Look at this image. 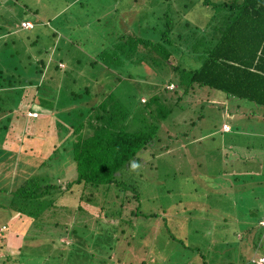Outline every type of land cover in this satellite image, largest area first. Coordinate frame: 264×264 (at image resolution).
Instances as JSON below:
<instances>
[{"label":"rangeland","instance_id":"obj_1","mask_svg":"<svg viewBox=\"0 0 264 264\" xmlns=\"http://www.w3.org/2000/svg\"><path fill=\"white\" fill-rule=\"evenodd\" d=\"M165 6L176 18L172 35L185 55L192 41L176 37L177 30L202 41L221 18L202 0H172V5L169 0H0V65L20 59L29 68L37 57L66 65L62 79L49 66L37 87L23 81L0 87V245L34 255L28 264H247L264 256V106L202 84H192L178 98L180 89L167 91L170 97L179 92L166 100L173 110L159 122L154 143L139 151L138 167L120 177L133 186L136 198L115 183L88 182V190L78 184L80 191L92 192L82 190L80 199L90 200H82L80 209L52 207L32 217L8 206L15 199L10 192L28 171L64 177L61 183L76 175L72 158L62 152L71 129L53 126L56 115L27 119L25 106L17 113L16 106L31 104L35 96L51 113L78 107L80 101L60 110L53 103L81 90L80 70L93 85L107 83L111 75L92 62L100 42L112 40L107 31L125 33L117 39L121 42L127 35L154 40L157 15ZM24 17L34 22L32 28L14 25ZM150 24L155 29H148ZM189 59V67L202 61L198 54ZM112 70L134 82L154 83L152 91L162 90L169 79L176 83L175 71L156 74L137 62ZM134 82L127 88L132 98L141 92ZM22 88L27 96L20 101ZM224 120L230 132L219 131Z\"/></svg>","mask_w":264,"mask_h":264},{"label":"trees","instance_id":"obj_2","mask_svg":"<svg viewBox=\"0 0 264 264\" xmlns=\"http://www.w3.org/2000/svg\"><path fill=\"white\" fill-rule=\"evenodd\" d=\"M202 2L215 6V17L221 18L217 19L215 29L212 32L209 31L208 37L205 35L202 41L195 40L177 30L176 37L178 35L184 40L192 41L188 45L189 50H185L188 51V55L184 54L182 47L176 43L172 35L173 29L177 27L176 18L170 14L168 6H165L157 15L154 40L149 37L127 35V38L121 42L117 39L124 37L125 33L118 31L114 34V28L111 34L107 31V38L111 35L112 40L100 42L101 49L92 61L102 65L99 72L111 75L107 77V83L99 86L93 85L94 80L88 76L83 77L86 75L85 71L80 70L81 90H72L68 99L66 97V99H59L53 103H56L55 108L60 110L72 100L80 101L78 107L71 111L66 109L64 112L54 109L57 113H51L47 110L50 107L42 103L40 99H35V96L30 99L31 104L26 106L22 103L16 106V113L19 108L22 109L25 106L24 115L26 117L28 110L37 112L35 116L30 115L29 118L46 119V115L49 117L56 115L55 122H52L53 126L56 125L62 130L63 128L64 130L71 129L70 134L65 138L62 152H67L72 158L76 175L66 183H61L59 178L64 177L53 178L50 172L43 174L28 171V176L23 178L20 184L13 187V191L10 192L15 198L8 205L10 209L27 213L32 217H37L52 207L63 210L62 200L74 194L77 188L80 197L83 189L80 191L78 184H81L84 190H88V182L106 185L115 183L121 189L126 188L131 191V198H136L133 186L125 185L120 177L124 170L138 167L142 161L139 151L147 148L156 140L159 122L166 119L169 112L173 110L166 100L172 99V94L179 93L174 91L170 97L167 91L171 89H180L181 93L177 95L178 98L181 94H187L192 84H202L222 90L226 95L236 96L239 99L244 98L251 105L254 103L264 106V0H232L230 2L202 0ZM169 3L172 5V0H169ZM222 8L224 13L220 15ZM23 20L31 21L32 26L23 27L21 25ZM125 20L127 21V18ZM14 25L29 29L34 26V22L29 17H24ZM148 29L152 30L155 27L150 24ZM191 52L194 53L191 54ZM195 54L202 58L201 63L197 67L187 66L186 64L190 63L189 58ZM172 56L176 59L174 63L169 62ZM12 61H17L18 65H11ZM124 62L145 64L156 74L163 70L167 71V74L175 71V89L164 86L160 91H152L155 87L154 83L134 82L131 79L120 77L119 74L114 73L112 68L119 64L123 65ZM28 65L29 68L20 59H11L0 65V87L7 88L22 81L27 87H33V84L38 85L39 76L46 72L49 66L57 71L58 77L62 79V70L66 68L65 63L64 67H60L55 60L44 57H37L33 62L29 61ZM142 75L146 78L149 72ZM128 82H134V86L141 91L133 98L129 97L130 91H127L128 87L131 88ZM171 82L173 80L169 79L168 83ZM26 90L27 88H22L20 101L27 96ZM144 95L145 98L142 99ZM95 96L98 98L91 101L93 104L82 103ZM239 107L236 105V108ZM42 108L45 111L39 110ZM57 162L59 165L58 160ZM84 190V194L92 195L91 191L85 192ZM85 199L90 200V197H81L80 202ZM137 211L136 214L139 213ZM133 212L131 210L130 214L133 215ZM21 213L20 215H23ZM58 224L54 223V225ZM2 239L0 233V241ZM4 250H6L5 246L1 244L0 256L3 259L0 264H28L27 260L30 262L34 256L22 252L21 248H17L16 251L10 248L7 249L10 250L8 252ZM247 264L255 263L252 261Z\"/></svg>","mask_w":264,"mask_h":264},{"label":"built area","instance_id":"obj_3","mask_svg":"<svg viewBox=\"0 0 264 264\" xmlns=\"http://www.w3.org/2000/svg\"><path fill=\"white\" fill-rule=\"evenodd\" d=\"M21 25L23 26V27H31L32 26V22L31 21H29V20H23V21H21ZM62 66H63V64H61ZM167 87H169V88H173V87H175V85H174V83H169L168 85H167ZM28 114H30V115H33V116H35L36 114H37V112L36 111H29L28 110ZM221 128L223 129V130H230V128H231V126H230V124L228 123V122H226V121H223V123H222V125H221ZM262 226H264V218H263V220H262V222L260 223ZM255 264H264V256H260V257H258L255 261H253Z\"/></svg>","mask_w":264,"mask_h":264},{"label":"crops","instance_id":"obj_4","mask_svg":"<svg viewBox=\"0 0 264 264\" xmlns=\"http://www.w3.org/2000/svg\"><path fill=\"white\" fill-rule=\"evenodd\" d=\"M27 117L29 118L28 115H27ZM231 130H232V127H231L230 130H223L221 128V126L219 128V131L222 132V133H227V132H230ZM72 195H73L74 198L67 197V198H64V200H62L63 209L65 207H73L74 204H76L78 209H80V197H79V195H77L75 193L74 194L72 193Z\"/></svg>","mask_w":264,"mask_h":264},{"label":"clouds","instance_id":"obj_5","mask_svg":"<svg viewBox=\"0 0 264 264\" xmlns=\"http://www.w3.org/2000/svg\"><path fill=\"white\" fill-rule=\"evenodd\" d=\"M172 83H173V82H172ZM168 84H169V83H168ZM168 84H167V85H168ZM174 84H175V83H174ZM167 85H166V86H167ZM168 88H169V87H168ZM26 113H27L26 115L30 116V114H28V111H26ZM222 123H223V122H222ZM64 242H67V240H65Z\"/></svg>","mask_w":264,"mask_h":264}]
</instances>
